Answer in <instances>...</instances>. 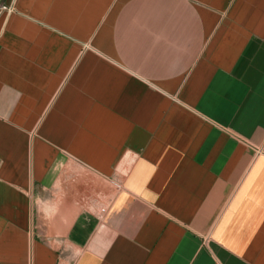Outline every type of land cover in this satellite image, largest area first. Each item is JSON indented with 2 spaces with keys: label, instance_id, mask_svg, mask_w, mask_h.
<instances>
[{
  "label": "crops",
  "instance_id": "obj_1",
  "mask_svg": "<svg viewBox=\"0 0 264 264\" xmlns=\"http://www.w3.org/2000/svg\"><path fill=\"white\" fill-rule=\"evenodd\" d=\"M0 264H264V0H0Z\"/></svg>",
  "mask_w": 264,
  "mask_h": 264
},
{
  "label": "built area",
  "instance_id": "obj_2",
  "mask_svg": "<svg viewBox=\"0 0 264 264\" xmlns=\"http://www.w3.org/2000/svg\"><path fill=\"white\" fill-rule=\"evenodd\" d=\"M3 9H6V10H11L10 8H5V7H4Z\"/></svg>",
  "mask_w": 264,
  "mask_h": 264
}]
</instances>
